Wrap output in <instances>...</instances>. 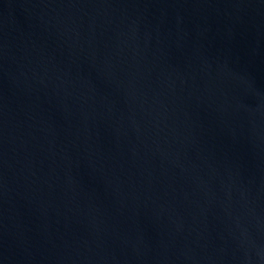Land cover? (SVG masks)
I'll use <instances>...</instances> for the list:
<instances>
[{
    "label": "water",
    "instance_id": "obj_1",
    "mask_svg": "<svg viewBox=\"0 0 264 264\" xmlns=\"http://www.w3.org/2000/svg\"><path fill=\"white\" fill-rule=\"evenodd\" d=\"M0 264H264V0H0Z\"/></svg>",
    "mask_w": 264,
    "mask_h": 264
}]
</instances>
